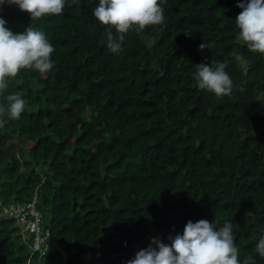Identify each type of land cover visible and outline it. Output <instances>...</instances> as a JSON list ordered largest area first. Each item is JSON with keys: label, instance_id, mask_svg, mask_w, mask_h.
<instances>
[{"label": "trees", "instance_id": "obj_1", "mask_svg": "<svg viewBox=\"0 0 264 264\" xmlns=\"http://www.w3.org/2000/svg\"><path fill=\"white\" fill-rule=\"evenodd\" d=\"M247 2L167 0L164 22L128 33L119 54L92 15L99 0L35 21L3 6L7 27L31 23L55 51L49 72L22 70L0 95L26 102L0 124V208L36 192L48 248L31 254L16 219L0 216V264H127L200 220L231 223L241 264H264V54L237 39ZM213 61H227L229 96L197 86V65Z\"/></svg>", "mask_w": 264, "mask_h": 264}, {"label": "clouds", "instance_id": "obj_2", "mask_svg": "<svg viewBox=\"0 0 264 264\" xmlns=\"http://www.w3.org/2000/svg\"><path fill=\"white\" fill-rule=\"evenodd\" d=\"M66 2L67 0H0V11L5 4L16 5L21 11L30 14L31 21H35L46 16L61 15ZM166 2L167 0H99L92 15L106 27L107 49L119 54L128 33L134 31L139 34L149 26L162 24L165 20L163 4ZM71 3L78 4L79 0H71ZM238 6L242 12L235 19L237 39L249 51L264 54V0H249ZM6 25L7 21L0 18V95L8 90L10 82L17 80L22 70L38 71L41 75L49 72L53 68L51 57L55 51L45 33L34 28L31 23L22 33L13 32ZM205 48L207 45L202 43L200 49ZM231 55H236L235 50ZM226 67L227 61L197 65L194 79L198 88L214 93L218 98L231 95L233 82L225 71ZM6 100L7 105H0V124L6 122L5 118L20 119L25 111L26 102L19 92L7 95ZM16 225L22 234L17 222ZM217 225V220L215 223L207 220L196 223L189 221L182 235L169 236L172 241L170 246L161 239L153 238L149 247L139 250L127 264H241L232 224L225 222L222 227ZM255 252L264 257V237L259 240ZM243 264H255V261L252 256H248Z\"/></svg>", "mask_w": 264, "mask_h": 264}, {"label": "built area", "instance_id": "obj_3", "mask_svg": "<svg viewBox=\"0 0 264 264\" xmlns=\"http://www.w3.org/2000/svg\"><path fill=\"white\" fill-rule=\"evenodd\" d=\"M38 203V194L35 192L28 201H12L8 205H3L0 208V215L16 219L21 227L24 240H29L31 254L38 252L40 255H45L50 229Z\"/></svg>", "mask_w": 264, "mask_h": 264}, {"label": "rangeland", "instance_id": "obj_4", "mask_svg": "<svg viewBox=\"0 0 264 264\" xmlns=\"http://www.w3.org/2000/svg\"><path fill=\"white\" fill-rule=\"evenodd\" d=\"M143 38H144L145 42L147 43V45L149 47H152L153 46L154 38H155L153 35H145ZM240 62H241V60H240ZM241 65H245V62L244 63L241 62ZM258 98L261 101V103L264 105V92L263 91L259 94V97Z\"/></svg>", "mask_w": 264, "mask_h": 264}]
</instances>
